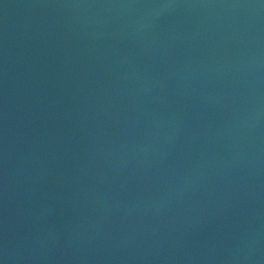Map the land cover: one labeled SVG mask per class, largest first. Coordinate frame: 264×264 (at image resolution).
<instances>
[{"label": "water", "instance_id": "95a60500", "mask_svg": "<svg viewBox=\"0 0 264 264\" xmlns=\"http://www.w3.org/2000/svg\"><path fill=\"white\" fill-rule=\"evenodd\" d=\"M0 264H264V0H0Z\"/></svg>", "mask_w": 264, "mask_h": 264}]
</instances>
